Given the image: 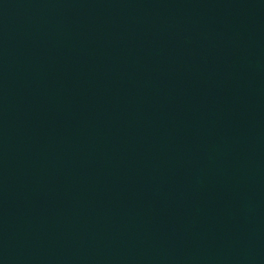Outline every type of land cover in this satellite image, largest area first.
Segmentation results:
<instances>
[{"label":"water","instance_id":"1","mask_svg":"<svg viewBox=\"0 0 264 264\" xmlns=\"http://www.w3.org/2000/svg\"><path fill=\"white\" fill-rule=\"evenodd\" d=\"M0 264H264V0H0Z\"/></svg>","mask_w":264,"mask_h":264}]
</instances>
